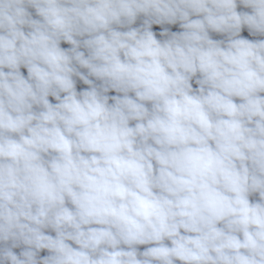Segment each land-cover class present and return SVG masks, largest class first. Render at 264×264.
Here are the masks:
<instances>
[{
  "label": "clouds",
  "instance_id": "1",
  "mask_svg": "<svg viewBox=\"0 0 264 264\" xmlns=\"http://www.w3.org/2000/svg\"><path fill=\"white\" fill-rule=\"evenodd\" d=\"M0 264H264V0H0Z\"/></svg>",
  "mask_w": 264,
  "mask_h": 264
}]
</instances>
